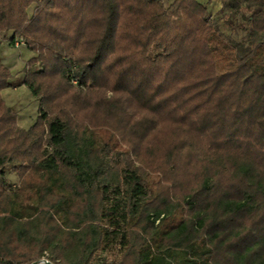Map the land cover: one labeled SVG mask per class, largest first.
I'll use <instances>...</instances> for the list:
<instances>
[{
	"label": "trees",
	"instance_id": "obj_1",
	"mask_svg": "<svg viewBox=\"0 0 264 264\" xmlns=\"http://www.w3.org/2000/svg\"><path fill=\"white\" fill-rule=\"evenodd\" d=\"M219 13L0 0L37 99L21 128L0 49V264H264V0Z\"/></svg>",
	"mask_w": 264,
	"mask_h": 264
},
{
	"label": "rangeland",
	"instance_id": "obj_2",
	"mask_svg": "<svg viewBox=\"0 0 264 264\" xmlns=\"http://www.w3.org/2000/svg\"><path fill=\"white\" fill-rule=\"evenodd\" d=\"M164 4L170 3L172 0H161ZM207 5L209 16L215 17L219 13L221 8V0H198ZM220 14V13H219ZM223 29L225 27L223 26ZM242 33H238L234 36L236 41L245 40L241 36ZM1 45V59L3 63L9 67L11 73L13 74L11 83L13 84L10 88H5L1 91V97L5 104L10 107L17 114V124L21 128L27 129L35 121L37 116V99L32 96L29 90L21 85V80L23 78L24 66L26 61L35 55L33 52L29 51L24 44L19 46H13L9 43V35L0 36ZM217 62L220 65L222 62L221 57H217ZM73 88H76L75 84H72ZM7 180L13 187H17L19 184V177L13 171L12 164L6 166ZM153 178L155 176H152ZM155 179V178H154ZM105 253V252H103Z\"/></svg>",
	"mask_w": 264,
	"mask_h": 264
},
{
	"label": "water",
	"instance_id": "obj_3",
	"mask_svg": "<svg viewBox=\"0 0 264 264\" xmlns=\"http://www.w3.org/2000/svg\"><path fill=\"white\" fill-rule=\"evenodd\" d=\"M38 263H44V264H52L50 261L46 260V259H41L39 261L33 262L31 264H38Z\"/></svg>",
	"mask_w": 264,
	"mask_h": 264
},
{
	"label": "built area",
	"instance_id": "obj_4",
	"mask_svg": "<svg viewBox=\"0 0 264 264\" xmlns=\"http://www.w3.org/2000/svg\"><path fill=\"white\" fill-rule=\"evenodd\" d=\"M20 44H22V42H20V41H15V46H16V47L19 46ZM72 83L76 85L77 81L72 80Z\"/></svg>",
	"mask_w": 264,
	"mask_h": 264
}]
</instances>
